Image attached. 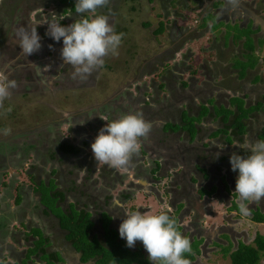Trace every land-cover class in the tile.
Masks as SVG:
<instances>
[{"label": "rangeland", "instance_id": "rangeland-1", "mask_svg": "<svg viewBox=\"0 0 264 264\" xmlns=\"http://www.w3.org/2000/svg\"><path fill=\"white\" fill-rule=\"evenodd\" d=\"M71 1L75 6L76 0ZM216 1L217 0H151L150 2H148L147 0H118V3L116 2V5H108L109 8L107 7L108 9L106 11H104L105 8L98 9V13L109 15V23L114 26L117 34L122 32L124 33L122 43L119 48V55L115 57L111 55L105 57L104 67L102 69L94 71L92 75L88 77V81H86L87 85L85 87L62 88V86L66 84L60 83L56 74V69L54 68L55 64L53 65V63L54 61H57V56H61L63 41L61 40L60 42H56L50 36H47L46 32L48 31V26L46 24L37 26V30L39 28L44 35V37L41 38L42 47L36 54L26 57L20 54L21 49L18 47V45H16L15 40L11 38L14 29H10V27L12 26V24L18 23L19 21L20 25H28V23L36 24L37 22H44L46 20L57 21V19L64 21L66 26H68L72 24L75 19L79 18L78 15L75 13V11L73 13H70L68 10H64L63 8L65 7L59 6L57 4V0H0V3L3 2V4H0V59L2 57L1 52L3 51V54L6 58V62L0 65V72H2L7 77L10 76L9 79L15 80L17 83V87L12 90L10 99L5 100L4 107L0 108V138L5 135H14L15 137L22 135H36V133L38 132H36L34 129L37 128V126H39L40 124L56 120L69 114H76L85 111L87 115H90L91 113H93V115L97 114L102 110V107H105L102 106V104L104 105L106 99H108L111 95L116 94L119 89L126 86L125 83L134 78L131 73H135L136 71L141 69L140 67L142 66V64H144V61L146 59H148L147 61L149 62V57H151L152 55L154 56L153 49L155 48V51L160 49L159 46L155 47V45L157 44L161 46L163 39L165 41V38L162 37L168 32L170 33V31L174 35L172 39L174 40L177 38L181 43V46L177 50L178 57L183 53L184 55H186L188 52V58L190 59L187 60L186 65L189 68V73L193 72L191 74L195 76L198 83L203 81V77L198 74L196 59H194L195 68H191V66H189L192 63V57L198 58L197 60L205 59L206 62L214 60L212 59V52L206 51V49L212 50L208 48V46H216V51L218 52L219 47L221 46V42L225 44L223 47L225 56H230L232 52H237V54H239L240 56L241 53L245 54L246 52H244L240 47V42L243 40L241 39L235 42V39L237 36H247V46L250 45L253 48V52H248L247 54H245L246 56H242V59L241 56L239 59L236 57H229L228 59L230 61L225 63L234 64V66L232 67L236 68H232V70L236 69V71L232 72V74H236V76L234 77L235 80H239V82H241L242 80L246 79L247 75L246 73L244 75L240 74L241 79H237L239 72H242V70L239 69L241 67L239 64V60H242L241 62H244L243 64L250 73L252 69L250 68L252 67L250 61H252L253 63H256L257 61V64H254L253 66V68L255 67L253 71L258 76L260 75V79L264 83V69H262V65L264 63V35H258V38L255 39V37H252L250 35L252 32V25L239 27V25H236L235 23L232 24L222 21V19H224L223 14H225V8H222L223 13L221 14L219 9L214 10L212 8L211 10L208 5L209 3H213ZM250 1H252V4L255 3L256 6L252 5L250 8L247 5V7L252 10V13L254 15L261 14V17L264 18V0ZM16 4H19V7L21 8V14L15 13ZM219 6L220 5L218 4H214V7ZM63 10L66 11L64 15L62 13ZM17 12H19L18 9ZM26 12L27 15L25 17ZM188 13L190 14V16L188 15ZM212 13L216 14V20L213 23L216 24L218 28L216 27V33L212 34L210 28L212 27L213 23L211 25L208 23L209 25L207 26L210 34L205 41L204 36L206 33L205 31L203 32L204 24L209 19L206 20V18H204L201 22H199V20L201 16L206 14L210 15ZM159 23L163 26V31L161 32L162 35L154 36L152 31L157 27ZM143 24L148 25L143 26ZM121 29H123L124 31ZM38 35L40 34L38 33ZM230 35L234 37L232 43H230L229 40ZM202 37H204V39ZM257 40H260V43H262V45L256 46V43L258 42ZM215 41L218 42L217 45L215 44ZM225 41L226 43H224ZM49 45H52V47L49 48ZM52 48L58 51L57 56L54 55V53L51 54L50 51H53ZM39 52H41V54L37 55ZM49 52L50 54L48 55ZM164 56L165 54L159 55L157 58L158 62L163 63L164 60H167L166 57L164 58ZM172 56L174 57L172 58L175 59V55ZM247 56L248 63L247 60L245 61ZM161 66L166 67L167 64H165L164 62ZM161 66L158 64H153L151 67H153L154 70L150 73L146 72V70H150V66H144V76H142L141 78L144 79V84L146 86L149 85V79L153 77L154 82L156 83L155 88H158L157 84L160 83L158 72L161 71ZM49 68H51L54 72L52 71L50 75L46 74L45 78H43L42 76H44L45 72H42V70H46ZM70 69H72V67ZM218 70L221 71V69ZM178 74L179 73H176V75ZM223 74L225 75V73ZM253 75L254 74L250 75V77L252 78ZM65 77L69 82H71L70 79L67 78V76ZM20 79H28L29 81L26 80V83L24 85L22 83V86L19 87L18 81ZM93 80L94 84L92 83ZM217 80L222 79L220 78ZM29 82H32L31 87H29ZM134 82L135 80L132 83ZM183 83H185V86L186 81H183ZM239 84L240 83L234 82L233 87L234 89L237 88L236 90H238V92L241 94V86H239ZM129 87H131V84ZM252 87H254L255 91H252V95L249 98L250 100L246 103V105H252L255 101H260V96L264 95V88H262L263 86H260L259 88L257 85H253ZM25 88H28V90H24ZM20 89L21 91H19ZM130 90L133 93L132 88H130ZM140 98L141 97H134V99L136 100H139ZM200 98L203 99L202 103L205 105L198 104L197 109L199 110L201 106L207 108V111H205L204 114L207 117L211 113L212 118L209 121H212V119H214L215 117L217 118V116L219 118L220 116L224 117L227 114H230L229 111L232 107V105H230V101L232 99L228 100L227 102V99H225V101L224 99L223 101H220L224 105H221L218 109V107L213 106L212 103L210 105L208 104L211 100H209L208 103L204 102V99L206 97L203 91L201 92ZM114 101L118 103L117 100L114 99ZM124 102L126 104L127 99ZM134 102L135 101H131L130 104L133 105ZM169 103L171 102L169 101ZM169 103L168 100L163 102L164 105H168ZM207 105L211 106V108L208 109ZM8 107L12 108V111L10 113L6 112V109ZM107 110L108 109H105L106 112H108ZM201 111L202 108L199 113ZM126 112H122V114ZM184 115L185 117H182L183 123L171 125L175 126V135L166 134L170 139H168L167 145L171 146V149H165L164 153L170 156L171 160L169 163L162 166L163 170L159 172L161 175L162 173H167L168 175H170L174 171L179 173L181 167V165H179L180 163L175 166L173 165L175 164L174 159L179 158L177 157V155H175V153H178L181 150V148L179 149L178 146L181 145L180 143L182 141L188 143V139H191L195 136L193 131L187 128L188 124H186L189 123V121L193 120L189 119L191 117H186V114ZM195 118H198L196 119V121L199 120V116ZM99 121H101L103 125H105L106 123V121L104 120V118L102 119V117H100ZM90 124L94 126V129L89 128ZM214 124H216L215 121H212V126H215ZM100 125L97 124V121L96 123H94L93 120H91L90 122H88V124H86V126L81 127L84 131L83 134H87L92 143L94 142L95 137L98 135L100 129H97V127ZM245 126L246 129H249V131L243 130L244 132L242 133L240 131H237L235 132V135H238L237 137H240L242 139V142H244V144L241 145H250L258 140L257 135L260 133L261 128L264 127V110H262V112L259 111L256 115H253L248 120H246ZM52 127H54V125L47 126V128ZM60 127L61 130L65 129V125L63 124ZM100 127L103 128L104 126ZM199 127L205 129L202 131L204 136L206 133H208L206 132V130H211L210 125ZM5 129H10V132L8 134H5ZM174 129H172V131ZM37 131L42 132L43 130L40 131V129H38ZM21 132H23L24 134H21ZM62 133L66 134L67 136L66 132ZM148 136L145 137V141H150V137L148 138ZM224 136L230 139L227 132L224 133ZM15 137L12 138L14 140V144L19 143V141L28 142L29 140L37 139L34 137H30L27 139L25 137L26 140H24L23 138L18 137L17 140V138ZM152 137V139L156 141L159 135L156 134ZM197 137L199 138L200 136ZM179 138L182 140L179 141ZM261 139H264V137L260 136L259 140ZM200 140L201 144L203 145L209 144L208 151H210V155L213 154L212 149L214 150L215 147L218 150L223 149L214 145L213 140L210 141L207 137H203ZM175 145L178 146L174 147ZM8 147V143L7 145L0 144V150H2L3 148L4 150H7L9 149ZM196 147H200V145L194 144L190 148H187L183 155L185 153L188 155L182 157H189L190 159L193 158V155L199 154V150H196ZM86 150L93 157L91 146H87ZM149 152L151 153V151ZM201 152L204 151L201 150ZM207 157L211 159L210 156ZM213 160L214 159H212V161ZM219 166H222V163H219V165L216 166V169ZM90 168L93 169V177H96V171L94 170H97L99 168V164L93 165ZM0 169H4V167H1ZM132 169L133 168L131 163L127 170L116 169L102 164V172H104L103 176H110L109 178L113 179L112 181L114 182V184L117 183V185L119 182H123L124 185L127 183V178L121 179L119 177L129 176L130 174H132ZM2 172L3 170L0 171V264H19V260L24 257V251L26 247L31 246V237L26 236V234L28 233V229L34 227L40 229L43 232V236H46L48 238V242L45 247L46 251L57 252L61 258L60 264H81L78 261V255L74 253L69 245L63 240L62 232L58 230L53 217L43 216L44 218H46L43 221H47V224L49 225L47 227L45 223H41L40 220L36 218V216H39L36 213V210H30L32 201L34 203L37 200L38 196L35 197L36 194L31 191L32 188L35 189V186L33 181L31 182L29 178H26L24 176L23 165L18 164L15 169L10 168L9 170H7V172L12 174V176L15 177L16 180L13 179L11 183L6 187H4V185L8 183V177L7 175H2ZM220 175H225L224 177L227 178L226 183L229 186L233 185V181L236 178L235 176H232L235 175L234 173H229L227 175L226 171L224 169H221ZM2 179H5V181H2ZM20 179H22V181H20ZM34 181L46 182L41 178L40 180L35 179ZM100 182L101 178H97V181L95 183L99 184ZM117 185L116 187L114 186V189L112 187L110 188V194L113 198L116 196L115 190L118 189ZM138 185L141 187L140 184ZM206 185L215 187V192H213L211 195L209 194V196L205 200L201 199L197 201L191 197H188V200L186 201V203H184V199L178 198V196L174 195L170 204H168L170 201L168 196L165 193L161 192L160 186L155 185L153 187L155 189V193H151V195H147V191L146 193H143L142 191L137 190L134 187L135 192L130 195L128 194L129 196L133 197H130L129 201L124 205L128 209V211L124 208V206L123 208L125 209V213L131 212V210L135 208L136 210L139 209L138 211L141 212L153 213H159L168 210L166 212L171 217H174L177 220L178 225L182 228L181 232L183 235H186L190 239V241L202 239L203 243H205V246L208 245V247L212 248V250L203 249V251L201 248V252L193 256L194 261L191 262V264H229L227 254L222 255L220 249L228 247L229 251H232L235 249L236 243L238 242L245 245L251 244V240L253 239L255 234H259L264 237V224H254L249 220L250 216L244 217L240 215V213L237 214L232 210L228 211L230 205L233 204L238 206V200L236 199L237 196L232 197V193H226L222 184L217 181V179L214 180L213 183H206ZM54 186L60 188V190L64 189L63 183L54 182ZM27 187H30V191H27ZM175 187H178V185H175ZM234 188L235 186L231 187L232 190ZM129 189L131 191V188ZM39 192L41 195L42 191L40 190ZM233 192H235V189ZM20 193L23 194L22 202L20 201ZM16 196H19L18 201H20L21 204L19 203L18 205H16L14 201L16 199ZM68 196L69 195H67V198H70ZM174 202H180L181 205H185V207H187V210L181 211L180 206L179 209L177 208L174 211V208L172 207L174 205ZM259 203H261V207L264 208V202ZM40 204L48 207L51 215L57 214L55 209H52V206H49L48 203L45 204L44 202H40ZM35 205H38L40 207V205L38 204V200L35 202ZM39 207L37 208L38 212ZM28 210L30 212H28ZM45 211L49 212L47 209ZM111 226L116 229V232L118 234L117 238L126 241L119 236V222H117V219H115L114 217L112 218ZM94 233H97L98 239L101 240V232L99 231V228L98 231H94ZM212 241L215 242L217 246H210L209 243H211ZM137 248L139 249V253L142 256L148 258V253L144 249L142 242L137 241L135 247L129 249L131 251H136ZM38 263V260H35L34 263H31L30 261L27 262V264ZM85 264H92V262H88ZM258 264H264V254L260 257Z\"/></svg>", "mask_w": 264, "mask_h": 264}, {"label": "flooded vegetation", "instance_id": "flooded-vegetation-1", "mask_svg": "<svg viewBox=\"0 0 264 264\" xmlns=\"http://www.w3.org/2000/svg\"><path fill=\"white\" fill-rule=\"evenodd\" d=\"M116 2L118 3V0L115 1L110 0L109 6L110 4L116 5ZM208 5L212 10V6L210 5V3ZM109 6L107 7L109 8ZM107 7H105L104 11L108 9ZM213 9L214 10L219 9L220 13L221 14L223 13V9L220 6L213 7ZM206 15H203L201 19H203ZM223 15L225 17V20L227 21L233 20L234 16L232 13L227 16L225 14ZM210 18L211 21L214 22L216 20L215 19L216 14L213 13L210 14ZM236 25H239L240 27L241 25H243V21L240 20L238 23H236ZM21 26H27V25L22 24ZM263 34L264 33H262L260 29H258V31L252 32L250 35L252 37H255L256 39L258 38V35H263ZM159 35H162V33ZM173 36L174 35L170 31V33L168 32L162 37L165 38V41L163 39L161 43L162 45L161 46L157 44L155 45V47L159 46L161 50L159 49L160 51L159 50L155 51V48L153 47L154 51L153 50L152 51L154 53V56L152 55L153 57L152 56L149 57V62L147 61L148 59H146L144 61V64H142V66L140 67L141 69H139L135 73H131L134 76V78L129 80L127 83H125L126 86L124 85L125 87L119 89L116 94L111 95L110 98L107 99L108 101L106 100V102H104L105 107L104 108L102 107V110L97 114L93 115V113H91L90 115H87L86 111L79 112L76 114H69L64 117H60L61 119L58 118L56 120H52L40 124L39 126H37V128L34 129L36 132H38L36 133V135L31 134L32 136L22 135L16 137L14 135H5L0 138V144L7 145L8 143L9 146L8 147L9 149L7 150H4V148L0 150V168L4 167V169H0V171L3 170L1 174L7 175L8 177V183L7 184L5 183L6 185H4V187H6L8 184L11 183L13 179H15V177H13L12 174L8 173L7 170H9L10 168L15 169V167L18 166V164L19 165L22 164L24 167V176L26 178H29V180L31 182L33 181L34 183L35 189L32 188L31 191L34 194H36L35 197L38 196L37 200H38V204L40 205V207L38 205H35V202L37 200L34 203L32 201L30 210L31 209L36 210V213L39 215L36 216V218L40 220L41 223L43 224L45 223V225L48 227L49 225L47 224V221L45 222L43 221L44 219H46L43 216H51L53 217L57 225V220L54 218V216L50 214V211L46 212L45 210L47 208L44 206L46 208L45 209L43 205H41L39 202L40 193H39L38 185L40 183L46 185L48 182L52 183L53 185L54 182H59L64 184L63 190H60V188L54 186L56 192L60 194L62 197L61 200H56L57 202L55 204L59 206L61 211L63 212L65 210L67 211L68 206L70 205L75 212L83 211L84 213L89 214L91 220L94 222V225H96L98 215L101 212L108 215V217L110 218V225H112L113 217L117 219V222H119L120 225L121 222L126 218L124 210L126 209L128 211V209L124 205L129 201L130 197H133L129 195L135 192L134 187L137 190L142 191L143 193H146L147 191V195H151V193H155V189L153 187L155 185L160 186L161 192L165 193L170 200L168 204L171 203L174 195L178 196V198L184 199L185 200L184 203H186L188 197H191L197 201L201 199L205 200L209 196V194L211 195L213 192H215L214 189L215 187H211L210 185L208 186L206 185V183L208 182L213 183V181L217 179V181H219L222 184L224 191H226V193H232L231 195L232 197L237 196L236 199L238 200V194L233 192L235 188L233 190L231 189V187L236 186V178L238 176V172H233L231 170L230 156L232 155L233 152L245 156L249 155L250 152L244 147L245 145H241L244 144V142H242V139L240 137H238L239 140L238 138H235L234 136L235 134H233L229 129H227L226 131L231 139L229 144H227L226 141L224 140V137L219 134L213 138H210L209 134L215 131L217 128H219L222 124H220L219 119L216 118L212 120L215 121L216 123L214 124L215 126H212V121H209L212 118L211 115L210 116L208 115L207 117L205 116L203 118L200 117L199 118L200 120L196 121L195 117L198 116V111H197L198 109H196L195 106L197 107L198 104L205 105L202 103L203 99L200 98L202 91L205 93V97H206L204 99V102L206 103L207 101L211 100L210 102L213 104V106H217V107L224 105L222 102H220L223 101V99L224 101L225 99H227L226 100L227 102L228 100L234 97L239 98L243 101L244 108L248 106H252L255 103L262 104L263 103L262 98L264 97V95L260 96L261 97L260 101H255L252 105L250 104L246 105V103L250 100L249 98L252 95L251 94L252 91H255L254 87L252 86L257 85L259 88L260 86H263L262 88H264V83L260 79V75L258 76L253 71L255 67L251 69V73L246 69L245 73L247 76L254 74L253 76H257L258 80L256 82H251V84L240 83L239 86H241V94L239 92H235L233 84L234 82L239 81V80H235L234 78L236 74H233L232 77L229 76L228 78H224L223 73L230 74L232 72H235L236 69L232 70V68H236V67H232L234 66V64L225 63V62L230 61L228 59L229 57H234V58L236 57L239 59L240 56L239 54H237V52L235 53L232 52L230 56H225L222 46L219 47L218 52L216 51V46L215 48L213 46L212 47L208 46V48H213L211 52L213 54L212 59H214L209 62H206L205 59L197 60L198 58L192 57L193 58L192 63L189 66H191V68H195L194 59H196L198 74L203 77V81L198 83L196 81L195 76L191 74L193 72L189 73L190 72L189 68L186 65L187 60L190 59L188 58L189 57L188 52L186 55H184L183 53L178 57L177 50L181 46V43L177 38L173 40L172 39ZM3 52H1L2 57L0 59V65L6 62L5 61L6 58ZM161 54L162 55L165 54L164 58L166 57L167 59L164 60L165 64H167L166 67L161 66L164 62L163 63L158 62L157 58ZM172 55H175V59H173L174 57ZM219 57H221L223 61H220ZM153 64H158L161 66V71L158 72V78L160 80V83L157 84L158 88H155L156 83L154 82L153 77L149 79L148 81L149 85L147 86L144 84L145 83L144 79L141 78L142 76H144V71H145L144 66L146 67L147 65L150 66V70H146L147 73H150L151 71L154 70L153 67H151ZM53 65L55 66L54 68L56 69V74L60 72V70L66 68L63 62L58 60L54 61ZM218 69H221V71ZM176 73L179 74L176 75ZM253 76L251 80H253ZM57 77L61 84H66L64 85L65 88H73L71 87L73 86L71 82H69L63 74H57ZM8 78H10V76H8ZM43 78H45V75ZM220 78L222 80H217ZM26 80L29 81L28 79ZM26 80L20 79L18 81L19 87L22 86V83L24 85L26 83ZM134 80L135 82L132 83ZM183 81H186L185 86H184L185 83H183ZM128 84L129 86L131 84V87H129ZM130 88H132L133 93L131 92ZM24 90H26V88ZM19 91H21V89ZM113 97L115 100L117 99L118 103L114 101ZM134 97H141V98L139 100H136L134 99ZM126 99L127 102L125 104L124 101ZM164 100L165 101L168 100V103L169 101L171 103H169L168 105H164L163 104V102H165ZM131 101H135L133 105L130 104ZM104 105L102 104V106ZM207 107L208 109L211 108V106L209 105H207ZM105 109H108L107 110L108 112H106ZM122 112H126V113L122 114ZM136 112L142 113L143 118L146 121L151 122L152 132H150L148 136V138L150 137V141H145L146 138H141L140 140L141 147L138 153H136L131 160V165L133 168L132 174H130L127 177L126 176L119 177L121 179L127 178V183L124 185L123 182H119L117 185V183L114 184V182L112 181L113 179L109 178L110 176L108 175L103 176L104 172H102L103 171L102 164H99V168L97 170H94L96 171V177H93L94 172H92L93 169L90 167L96 165L97 162L95 161L94 157H92L91 154L88 153L86 150L87 146L90 147L92 142L87 134L86 135L83 134L84 131L81 127L86 126V124H88V122H90L91 120H93L94 123H96L97 121V124L100 125L99 119L102 116V113H104V115L107 117L108 120L112 121L114 119L120 118L122 115L136 113ZM257 113L258 111L249 114V117H247L246 120H248L253 115H256ZM184 114H186V117H191L189 119L193 120V121H189L190 126L187 125V128L189 130H192L196 137L194 136L191 139H188V143L185 142V144L182 146L181 145L174 146V147L178 146L179 149L181 148L180 152L175 153V155H177V157L179 158L178 159L175 158L174 159L175 164H173L175 166L180 163L179 165H181L182 168L180 167L179 173L174 171L170 175H168L167 173L164 174L162 173L161 175L159 172L163 170L162 166L166 165L171 160L170 156L164 153L165 149L168 150L171 149V146L167 145L169 136H167L166 134L169 133L163 132L162 128H164L165 125L169 124L170 128L172 129L175 126H171V125L183 123L182 117ZM62 124L65 125V129L63 130H61L60 127ZM48 125H54V127L47 128ZM204 125H210L211 128V130H206V132L208 133H206L205 136L202 133V131L205 129L199 127ZM100 126H98L97 129H101L102 127ZM93 127L94 126L90 124L89 128H93ZM38 129H40V131L41 130L43 131L39 132L37 131ZM244 130L249 131V129H246V126H244ZM62 132H66L67 136ZM21 134L24 133L21 132ZM156 134L159 135V137L156 141H154L152 139L153 138L152 136H155ZM197 136L200 137L198 138ZM13 137L17 138V140L18 137L23 138L24 140L30 137H34L37 139L29 140L28 142L19 141V143L14 144V140L12 139ZM203 137H207L210 141L213 140L214 145H216L217 147H221L223 149L218 150L215 147L214 150L212 149L213 154L210 155V151H208L209 144L207 143H206L207 145L201 144L200 139ZM257 139L259 140V134L257 135ZM194 144L200 145V147H196L197 148L196 150H199V154L193 155V158L190 159L189 157L183 158L182 156L188 155L186 153L183 155L185 150H187V148H190ZM65 148H67V151H65ZM201 150H203L204 152H201ZM149 151H151V153ZM207 156H210L211 159L208 158ZM212 159L214 160L212 161ZM219 163H222V166H219L216 169V166L219 165ZM221 169H224L227 175L229 173L235 174L232 175L236 177L235 180L233 181V185L229 186L226 183L227 178L224 177L225 175H220ZM40 178L45 180L46 182L34 181L35 179L40 180ZM97 178L98 179L101 178V182L99 184L95 183L97 181ZM2 181H5V179H2ZM20 181H22V179H20ZM138 184H140L141 187ZM116 185L118 186V189L115 190L116 196L113 198L111 197L110 194L111 193L110 188L112 187L114 189V186L116 187ZM175 185L176 186L178 185V187H175ZM129 188H131L132 192L130 191ZM26 189L28 191L30 187H27ZM211 189H213L212 193L206 194V192L210 191ZM67 195H69L68 197H70L71 200L70 198H67ZM19 196H20V201L22 202L23 194L20 193ZM20 201H18L16 205H18ZM261 202H264V200H262ZM173 204L174 205L172 207L174 208V211L177 208L179 209L180 206H181V211L187 210V207H185V205H181L180 202H174ZM232 205H230L228 211L232 210L233 212H235V210L231 208ZM123 206L125 209L123 208ZM38 207H39V212L37 210ZM249 207L251 209V213L256 211L259 214L264 215V208L261 207V203H251L249 204ZM135 210L136 208L131 211H135ZM28 212L30 211L28 210ZM254 224H258V223H254ZM260 224H264V223H260ZM34 228L38 229L36 227ZM113 229L116 231L115 228ZM179 229L180 231H182V228L180 226ZM38 230L42 233L43 236V232L40 229ZM58 230L61 231L59 228ZM43 237L48 239L46 236ZM191 242H195L196 249L198 251V253L196 254H199V252H201V248L202 251L203 249L212 250V248L208 247V245L206 246L204 245L205 243H203L202 239L192 240ZM209 245L212 247L217 246L213 241L209 243ZM196 254H194V256ZM193 261L194 258L191 262Z\"/></svg>", "mask_w": 264, "mask_h": 264}, {"label": "clouds", "instance_id": "clouds-1", "mask_svg": "<svg viewBox=\"0 0 264 264\" xmlns=\"http://www.w3.org/2000/svg\"><path fill=\"white\" fill-rule=\"evenodd\" d=\"M109 3L110 0H76L74 10L79 18L68 26H62L61 22L55 20L20 26L15 38L16 45L21 49L20 54L28 57L41 49L37 26L46 24V35L56 42L63 41L60 57L65 66L71 65L72 78L84 80L81 86L75 85L73 88L85 87L88 77L104 67L105 57L119 55L124 33H116L109 23V15L98 13V9L107 7ZM16 87L15 80L0 72V108L4 107L5 100L10 99ZM11 111V107L6 109L7 113ZM101 117L106 123L103 125L100 121L104 127L91 144L93 157L97 164L127 170L132 157L141 147V138L149 135L152 124L140 112L125 114L112 121L104 113ZM4 132L8 134L10 129ZM244 147L250 154L245 156L233 152L230 164L231 170L238 172L235 193L238 194L239 213L248 217L251 215L249 204L264 200V140ZM125 216L119 225V236L126 240L129 248L135 247L137 241L142 242L150 264H191L185 258L186 253H192L191 241L182 234L174 217L167 212L138 210L127 212Z\"/></svg>", "mask_w": 264, "mask_h": 264}, {"label": "trees", "instance_id": "trees-1", "mask_svg": "<svg viewBox=\"0 0 264 264\" xmlns=\"http://www.w3.org/2000/svg\"><path fill=\"white\" fill-rule=\"evenodd\" d=\"M147 1L150 2L151 0H147ZM0 4H3V2ZM19 4H16L15 6V13L21 14L20 12L21 8L19 7ZM57 4L59 6L65 7L63 9L68 10L70 13H72L75 8L71 0H57ZM17 9L19 10V12H17ZM64 10L62 11L63 15L66 13V11ZM25 15H27V12L25 13ZM205 18L206 20L209 19L208 16H206ZM19 22L16 24L14 23L11 26V29L12 28L14 29L12 36H11L13 40H15L16 38L17 29L21 26ZM57 22H61L62 26H66L65 22L62 20L57 19ZM144 24L143 26L148 25V24L147 25H144ZM15 25H18V26H15ZM216 27H217L216 24H214L211 27L212 29L210 28L212 34L216 33V29L218 28ZM162 31H163V26L162 24L159 23L157 27L152 31V33L154 34V36H156V35L161 34ZM37 33L40 34L39 36L41 38L44 37L42 31L39 28L37 30ZM241 39H243L241 48L244 52L246 51L245 54H247L248 52L249 53L253 52V48L250 45L247 46V40H246L247 36L246 37L237 36L235 39V42ZM257 41L258 42L256 43V46L262 45V43H260V40H257ZM40 43H42L41 40H40ZM52 49L53 51H50L51 54L54 53V55L57 56L58 51L54 48ZM50 52L48 53V55L50 54ZM40 54L41 52H39L37 55H40ZM245 54L241 53L240 54L241 58ZM56 58L58 61H63L60 56L59 57L57 56ZM219 59L223 61L221 58ZM246 60L248 63V56L245 59V61ZM241 61L242 60H239L240 62L239 64L241 66L239 69L242 70V72L241 73L239 72V75H238V77L240 78H241L240 74L244 75L245 70H246V67L243 64L244 62H241ZM250 64H252L251 65L252 67L250 68H253L254 64H257V61L256 63H253L252 61H250ZM65 67L66 68H64L63 70H60V72H58L59 70L58 69L57 74H63L64 76H67V78L70 79L71 84L73 85L71 87H74L75 85L81 86L80 84H82L84 80L79 79V78L77 79L72 78V75H71L72 69H70L71 65H66ZM262 69H264V63L262 65ZM52 71L53 70L51 68L42 70V72H45L44 75L46 74L50 75ZM31 73H34V72H31ZM257 80H258V77L253 76L252 81L256 82ZM62 88H65V87L63 86ZM26 90H28V88H26ZM262 100H263L262 104L255 103L252 106H248L244 108L243 101L241 99L235 98V97L232 98V100L230 101V105H232L233 108L231 107V110L229 111L230 114H227L224 117L220 116L222 118L220 117L218 118L217 116V118L220 121V124L222 125L219 128H217L215 131L211 132L209 134V137L213 138L217 136L218 134L224 136V133L227 131V129L231 130L233 134H235V132L237 131H240L241 133L244 132L243 130L245 126V120L247 119V117H249V114L255 111L262 112V110H264V97L262 98ZM208 102L209 101H207V103ZM208 104L210 105L211 102H209ZM201 108H202V111L199 113ZM201 108H199L198 110L199 118L205 117L204 112L207 111V108L203 106H201ZM219 108L220 106L218 107V109ZM210 115L211 113L209 114V116ZM196 119L198 118H195V120ZM214 119H216V117ZM186 124L190 126V123H186ZM172 129L170 128V125L167 124L165 125L164 128H162V131L165 133L167 132L169 134L175 135V129L173 131ZM234 136L235 138H238L237 137L238 135H234ZM260 136L264 137V127H262L261 132L259 133V137ZM180 140L182 139L179 138V141ZM224 140L226 141L227 144L230 143V139H228V137L224 136ZM180 144L182 146L185 144V142L182 141ZM65 151H67V148H65ZM38 189L39 191L40 190L42 191L40 198H39L40 202L41 203L44 202L45 204L48 203V205L52 206V209L54 208L55 211L57 212V214L56 215L54 214L53 216L57 220L58 228L64 233L63 240L69 245L71 250L78 255V261L81 264H85L88 262H92V264H150V261L148 260V258H146L145 256H142L139 253L138 248L136 251H131L129 247L126 246V241L117 238L118 234L111 227L110 218L108 217L107 214L102 213V212L99 213L98 218H97V223L96 225H94V222L91 220L89 214L84 213L83 211L75 212L70 205L68 206L67 211L66 210L64 212L61 211L59 206L55 204L57 202L56 200H61L60 198L62 197L60 194L54 191V187L52 183H49L46 186L43 183H40L38 185ZM42 189H45V190H42ZM212 191L213 189L206 192V194L212 193ZM18 199H19V196H16V199L14 200L15 203L18 202ZM48 200L51 202H49ZM46 208L49 211L48 207ZM231 208H233L235 212L239 213V209L237 205H232ZM249 220L253 223H258V224L264 223V215L259 214L258 212L254 211L251 213V217ZM98 228H99V231L101 232V240L98 239L97 233H94V231H98ZM26 236L31 237V240H32L30 242L31 246L26 247L24 251V257L19 260V264H27L28 261H30L31 263H34L35 260H38L39 262L38 264H60L61 263V258L57 252L46 251L45 247H46L48 240L42 236V233L38 229H35V228L29 229ZM191 246H192V253L185 254V258L189 259L190 261L193 260L194 254L198 253L195 242H191ZM220 252L222 255L227 254V259L229 261V264H258L260 257L263 256L264 254V237L259 234H255L251 241V244L245 245V244L238 242L234 250L229 251V248L227 247V248L220 249ZM14 264H17V263H14Z\"/></svg>", "mask_w": 264, "mask_h": 264}, {"label": "crops", "instance_id": "crops-1", "mask_svg": "<svg viewBox=\"0 0 264 264\" xmlns=\"http://www.w3.org/2000/svg\"><path fill=\"white\" fill-rule=\"evenodd\" d=\"M217 4L218 5H220L221 6V8H225L224 10H225V15L227 16V15H229V14H233V20L232 21H227V20H225V17H224V19H222V21H224V22H227V23H238L240 20H242L243 21V25H241L240 27H246V26H251L252 25V30L251 31H253V32H256V31H258V29H260V31L262 32V33H264V18L263 17H261V14H259V15H254L253 13H252V10L250 9L251 8V6L253 5V6H256V4L255 3H253L252 4V1H250V0H217ZM247 5L250 7H247ZM223 6V7H222ZM188 15L190 16V14L188 13ZM206 16H208L209 17V20L207 21V22H205V24H204V30H203V32L205 31V41H206V39H207V37L209 36V34H210V32H209V30H208V26L207 25H209V24H211V23H213L212 21H211V18H210V15H206ZM205 16V17H206ZM202 17V16H201ZM201 17H200V22L205 18H203V19H201ZM221 21V22H222ZM219 22V21H218ZM209 23V24H208ZM214 25V24H213ZM202 30V29H201ZM264 35V34H263ZM204 37H202L203 39H204ZM201 38V39H202ZM201 39H200V41H201ZM229 40H230V43H232L233 42V40H234V37L232 36V35H230V38H229ZM243 40V39H242ZM224 43H226V41L224 42ZM243 42L241 41L240 42V47H241V44H242ZM215 44L217 45L218 44V42H216L215 41ZM224 45L225 44H223L222 42H221V46L222 47H224ZM215 48V47H214ZM210 49H212L213 50V48H210ZM242 49V48H241ZM212 50H209V49H206V51H212ZM229 76H233V74L232 73H230V74H228V73H226L225 75H224V78H228ZM237 79H241V78H238L237 77ZM216 80V79H215ZM249 80H251V77L250 76H246V79L245 80H242L241 82H237V83H241V84H246V83H248V84H251V82H253L252 80L251 81H249ZM237 89V88H236ZM235 89V92H238V90H236ZM195 108L197 109L198 107H196L195 106Z\"/></svg>", "mask_w": 264, "mask_h": 264}, {"label": "water", "instance_id": "water-1", "mask_svg": "<svg viewBox=\"0 0 264 264\" xmlns=\"http://www.w3.org/2000/svg\"><path fill=\"white\" fill-rule=\"evenodd\" d=\"M214 4H216V2L210 3V5L212 6V8L214 7ZM31 85H32V82H29V87H31Z\"/></svg>", "mask_w": 264, "mask_h": 264}]
</instances>
